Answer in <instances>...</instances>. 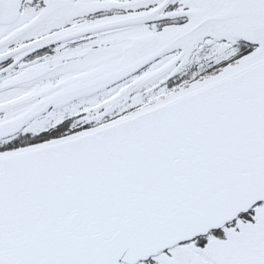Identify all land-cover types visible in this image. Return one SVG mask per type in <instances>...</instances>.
Masks as SVG:
<instances>
[{"label": "snow or ice", "instance_id": "1", "mask_svg": "<svg viewBox=\"0 0 264 264\" xmlns=\"http://www.w3.org/2000/svg\"><path fill=\"white\" fill-rule=\"evenodd\" d=\"M0 264H264V0H0Z\"/></svg>", "mask_w": 264, "mask_h": 264}]
</instances>
